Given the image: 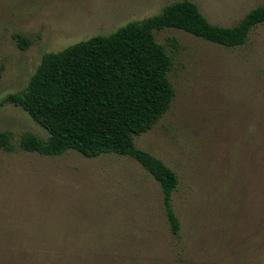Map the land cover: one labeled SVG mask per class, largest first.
<instances>
[{
    "label": "rangeland",
    "instance_id": "374dc122",
    "mask_svg": "<svg viewBox=\"0 0 264 264\" xmlns=\"http://www.w3.org/2000/svg\"><path fill=\"white\" fill-rule=\"evenodd\" d=\"M182 0H0V101L21 92L46 53ZM206 20L237 25L264 0H188ZM15 34L30 40L21 50ZM170 108L134 144L177 176L171 233L159 184L132 158L44 156L20 136L48 137L21 108L0 106V264H264V23L224 48L181 30Z\"/></svg>",
    "mask_w": 264,
    "mask_h": 264
},
{
    "label": "trees",
    "instance_id": "16d2710c",
    "mask_svg": "<svg viewBox=\"0 0 264 264\" xmlns=\"http://www.w3.org/2000/svg\"><path fill=\"white\" fill-rule=\"evenodd\" d=\"M262 23L264 5L252 9L237 25L221 27L209 23L193 2H174L159 14L129 22L109 35L44 54L26 88L6 95L0 106L21 108L47 132L46 139L22 134L18 146L23 151L44 156L75 151L85 158L114 153L135 160L159 184L170 231L178 236L180 225L171 206L177 176L134 144L135 136L159 122L175 95L169 81L173 57L166 48L177 50L178 44L173 38L161 44L154 34L181 30L208 43L236 48ZM13 37L21 50L30 44L23 35ZM12 148L10 133L0 131V149Z\"/></svg>",
    "mask_w": 264,
    "mask_h": 264
}]
</instances>
